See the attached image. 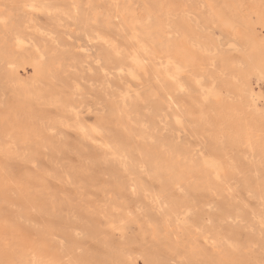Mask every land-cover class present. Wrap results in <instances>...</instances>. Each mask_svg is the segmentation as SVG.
<instances>
[{"label":"rangeland","instance_id":"374dc122","mask_svg":"<svg viewBox=\"0 0 264 264\" xmlns=\"http://www.w3.org/2000/svg\"><path fill=\"white\" fill-rule=\"evenodd\" d=\"M217 1L0 0V264H264V0H235V28L214 22ZM136 18L168 27L167 42L133 39ZM212 86L223 93L203 99ZM155 105L166 117L151 119ZM213 155L220 188H202ZM179 170L188 179L161 191Z\"/></svg>","mask_w":264,"mask_h":264},{"label":"bare ground","instance_id":"6f19581e","mask_svg":"<svg viewBox=\"0 0 264 264\" xmlns=\"http://www.w3.org/2000/svg\"><path fill=\"white\" fill-rule=\"evenodd\" d=\"M129 3H131V2H129ZM209 3H210V6H209L210 7L209 8L210 12H209V14L213 17V19L215 20L214 21L215 23L220 22L224 26H227L229 28H235V25H236V23L239 20V12H238V8L236 7V1L235 0H218L215 4H211V2H209ZM76 9L77 8H75L74 10H76ZM153 16H154L153 14H150V18L151 19L149 21L152 22V20L154 19ZM263 17H264V15H263ZM129 19H131V18H128V20ZM139 23H141V22L138 21V18H136L135 20H131L130 21L131 30H133L134 32L141 33V35H142V37L140 38L138 33H134L133 34V39L136 38L138 41H143L144 40L145 42L154 43V44L156 43L158 45L159 44L163 45L165 42H167V40H168V36L167 35H168V32H169L168 31L169 30L168 27L163 26L161 24L152 23L150 26H147L145 28L144 25L139 26ZM16 38H17V41H18L17 43H20V45H22L21 43H22L23 38L21 36H18ZM147 47H148L147 44H144V45L140 44L138 52L133 55V59H132L133 63L127 69L128 73L131 76L139 77V71L143 67L144 61H145L144 53H142V52H147L148 51ZM166 60H169V59H166ZM254 62H255V66L257 68H260V70H259L260 74H261L260 78L264 81V59H258L257 58V59L254 60ZM170 64H171L170 60L168 62H166L165 67H164V73H169ZM159 72H161V71L158 69L155 73L158 75ZM249 73L239 72L238 76H241L242 79L245 81V79H247ZM169 75H172L175 78L177 90L178 89H182L185 86V83L181 80V78L178 77L177 73H175V75H173L172 73L169 74ZM235 77H237V76H235ZM262 80H261V82H262ZM221 92H222V88L221 87L212 86L211 88H208V89L204 90V95H203L204 98L203 99L208 100L210 98H218L220 96ZM249 92H250L249 98L253 102V105L255 107H257L256 109H258L257 102L259 101L260 96L258 95V93L254 92L252 87H250ZM125 100L126 99H123L122 102L125 101ZM223 107H224V105H223ZM228 107L232 108L230 106H228ZM155 109H156L154 111L155 115H153L151 117V119L154 120L155 118H158V117L162 119L161 116H164V114H161L163 109L162 108L158 109V107L156 105H155ZM164 117H166V114H165ZM101 122L104 124L105 127H108L109 122L107 120L102 119ZM115 126H117V128L114 130V133H113V134H115L114 135L115 139L121 141L123 144H126V143L130 144L129 138L126 137L125 134H124L125 131H129L132 128L131 125H130V122L123 121V120L120 119V120H118L117 125H115ZM246 138L249 141L248 136ZM255 149H256V147H255ZM136 150H139V151L143 150L146 155H149L148 159L153 161L154 167H157L160 164V162H162V159L160 158V155L158 153H155V154H153L151 152L149 153V151H151V149L149 151L144 150L142 148H138ZM143 157H145V156H143ZM122 163H123V161H122ZM124 166H125L126 169H128L126 164ZM224 166L225 165L223 163V160H222L221 156H217V155H215V156L214 155L213 156H203L202 163H201V170H199V172L201 173V171L203 169L205 173L203 175L201 174V176H202L201 178H206L208 180H207V182H205L206 184L200 183V184H202V186L201 185L200 186L203 188V187H206V186H210L212 184V185L220 188V185H217L215 183V181L213 180V178L214 177H219V175H220L219 173H220V171L223 170ZM165 169H166L167 173L168 172L172 173V169L171 168L166 167ZM179 171H181V173L177 172L173 176H167V178H168L167 180L165 179L167 173L163 172L161 175H159V177L161 178V184H160V186H161L160 190L161 191H166L169 188V186L174 185V184H180L181 181H184V180L188 179V178L184 177V175L182 174L183 170H179ZM110 185L114 186L117 191H123L124 189L129 187V188H131L133 193H136V189H137V186H136L135 182L124 184V182L116 181V182L110 183ZM186 185H187V188H185V190H187L188 193H189V191L192 192L193 190H196V187H192V185H189V183H187ZM159 199H160V196H158L156 200L159 201ZM165 202L168 203V206H169V209L166 212V215H179V210L182 207V203H181L180 200L177 201L176 197L172 196L169 199V201H165ZM221 208L224 209L225 207L221 206ZM237 211H239V212H237V216H240V214L244 212V209L242 207H240V206H237ZM254 215L258 219V222H256L255 224L260 229V225H264V214H263V216L260 217V215L255 212ZM125 218H126V216H125ZM151 219L154 222H158L157 225H161L163 228L167 226V219L165 217H164L163 220L161 219V221H157L158 219H156V218H151ZM168 219H170V218H168ZM187 221H189V218L187 219ZM193 260H195L194 254L190 253V255L188 256L189 264H193L194 263ZM87 262H89V259L85 258L84 259V264H87Z\"/></svg>","mask_w":264,"mask_h":264}]
</instances>
